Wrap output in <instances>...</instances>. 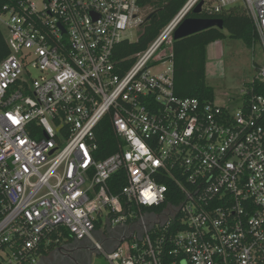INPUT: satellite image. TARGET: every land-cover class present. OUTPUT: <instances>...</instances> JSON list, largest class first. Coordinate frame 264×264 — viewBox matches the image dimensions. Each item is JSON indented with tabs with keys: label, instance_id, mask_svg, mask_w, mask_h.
I'll list each match as a JSON object with an SVG mask.
<instances>
[{
	"label": "built area",
	"instance_id": "2783aa9c",
	"mask_svg": "<svg viewBox=\"0 0 264 264\" xmlns=\"http://www.w3.org/2000/svg\"><path fill=\"white\" fill-rule=\"evenodd\" d=\"M141 1L0 3V264H38L63 232L104 264H264V64L237 111L177 97L174 34L203 0L127 68ZM243 1L264 56V0ZM106 118L115 151L99 159Z\"/></svg>",
	"mask_w": 264,
	"mask_h": 264
},
{
	"label": "trees",
	"instance_id": "16d2710c",
	"mask_svg": "<svg viewBox=\"0 0 264 264\" xmlns=\"http://www.w3.org/2000/svg\"><path fill=\"white\" fill-rule=\"evenodd\" d=\"M1 4L12 0H0ZM189 0H142V5L153 7V11L148 15L145 24L142 26L140 38L134 42H124L118 46L117 58L125 61L127 68L134 64V55L146 50L148 46L158 37L161 30L167 26L184 8ZM203 11L195 14L191 10L187 17L219 19L223 21L224 28H210L203 32L189 37L174 40V71H175V93L179 98H197L202 102L215 101V91L208 85L207 61L208 47L210 44L224 40L228 36L239 40L246 46L253 48L257 45L258 37L253 29V24L245 9L233 5L216 12L213 8V0H203ZM226 32V33H225ZM1 58L6 57L4 39L0 36ZM256 93L264 95V84L255 82L253 84ZM250 87V85H249ZM245 99L249 98L247 95ZM244 99V101H245ZM97 139L101 144L99 159H104L114 153V147L110 149L115 137L109 118L104 119L97 132ZM111 187L115 194H119L124 187L122 175L114 177ZM137 211V208H133ZM161 210V209H159ZM144 212L151 211L143 209ZM96 228H100V223H96ZM53 245L43 253L47 256L56 246L72 240L73 237L68 232H63V237L57 243V234L52 235Z\"/></svg>",
	"mask_w": 264,
	"mask_h": 264
},
{
	"label": "rangeland",
	"instance_id": "374dc122",
	"mask_svg": "<svg viewBox=\"0 0 264 264\" xmlns=\"http://www.w3.org/2000/svg\"><path fill=\"white\" fill-rule=\"evenodd\" d=\"M40 6L41 0H31ZM216 0H213V3ZM236 6L245 9L244 1L238 0ZM148 7V14L153 11ZM142 34V30L132 31L133 42H136ZM224 66L219 70H212L208 77V85L215 91V104L228 107L234 111L241 106L248 92L249 85L254 80L258 65L264 64V56L259 45L250 48L241 41L228 36L225 42ZM170 65L159 67L161 71L166 70ZM97 239V238H95ZM105 260L100 255H93L92 264H104Z\"/></svg>",
	"mask_w": 264,
	"mask_h": 264
},
{
	"label": "flooded vegetation",
	"instance_id": "af4514ba",
	"mask_svg": "<svg viewBox=\"0 0 264 264\" xmlns=\"http://www.w3.org/2000/svg\"><path fill=\"white\" fill-rule=\"evenodd\" d=\"M121 227L112 232L115 246L119 242ZM94 254L92 244L87 241H78L76 239L68 240L62 245L56 246L47 256L43 257L40 264H89Z\"/></svg>",
	"mask_w": 264,
	"mask_h": 264
},
{
	"label": "water",
	"instance_id": "95a60500",
	"mask_svg": "<svg viewBox=\"0 0 264 264\" xmlns=\"http://www.w3.org/2000/svg\"><path fill=\"white\" fill-rule=\"evenodd\" d=\"M204 1L199 2L194 8L193 12L195 14H200L203 11ZM188 11L186 15L184 16L183 20L178 25L175 34L174 39L180 40L186 37H189L191 35L203 32L205 30H208L210 28H224V24L222 20L219 19H207V18H196V17H187ZM126 239L123 238L120 240L119 244H122ZM41 261L38 262L40 264ZM91 263V260L89 264Z\"/></svg>",
	"mask_w": 264,
	"mask_h": 264
},
{
	"label": "crops",
	"instance_id": "0c3cea01",
	"mask_svg": "<svg viewBox=\"0 0 264 264\" xmlns=\"http://www.w3.org/2000/svg\"><path fill=\"white\" fill-rule=\"evenodd\" d=\"M226 34H227V38H225L224 40L212 43L208 47L207 78L209 77L210 72L212 70L219 71L224 66L223 59L226 53L224 44L228 39V33Z\"/></svg>",
	"mask_w": 264,
	"mask_h": 264
}]
</instances>
